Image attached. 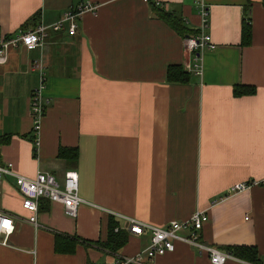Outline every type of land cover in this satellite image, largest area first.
Listing matches in <instances>:
<instances>
[{
  "label": "crops",
  "instance_id": "0c3cea01",
  "mask_svg": "<svg viewBox=\"0 0 264 264\" xmlns=\"http://www.w3.org/2000/svg\"><path fill=\"white\" fill-rule=\"evenodd\" d=\"M84 1L0 0V36L50 24ZM90 1L98 7L83 12L74 34L67 23L48 27L41 45L10 46L0 63V163L30 177L48 171L58 180L75 169L83 199L72 216L62 203L41 198L33 225L13 177L5 176L0 208L17 222L9 243L0 244V264H105L148 243L147 232L128 231L126 216L164 225L195 209L208 215L200 230L205 243L257 249L256 261L235 255L221 264L263 262L264 184L228 190L239 180L264 178L263 0H203L207 26L195 0ZM155 6L177 16L185 33L158 17ZM201 29L211 46L200 51L197 74L186 66L184 37ZM169 64H180L186 80L169 81ZM41 78L49 102L35 147L30 94ZM237 84L255 91L235 94ZM60 146H76V161L59 156ZM111 217L126 231L116 249L101 244ZM56 232L91 242L57 251ZM133 264L215 263L177 241L173 251Z\"/></svg>",
  "mask_w": 264,
  "mask_h": 264
},
{
  "label": "built area",
  "instance_id": "2783aa9c",
  "mask_svg": "<svg viewBox=\"0 0 264 264\" xmlns=\"http://www.w3.org/2000/svg\"><path fill=\"white\" fill-rule=\"evenodd\" d=\"M150 1V0H145ZM195 5L199 8L202 16V26L208 24V10L203 0H195ZM98 4L90 0L84 1L75 7L63 11L62 17L58 20L45 24L40 21L33 27L20 30L16 34L9 36H0V63L7 60V49L10 46L21 44L26 48H33L41 45L45 40L47 28H63L67 23V31L74 34L77 28V20L84 11L97 9ZM186 51L190 54V60L186 63L187 68L197 74L202 72L200 62V51L205 46H211L209 34L202 29L193 34L184 37ZM44 82L41 78L39 84L31 91L30 111L33 122L34 145L38 144V132L40 123L49 102V98L43 94ZM5 176H12L14 185L21 195V206L28 211L25 217L26 221L33 225H38V206L41 198L58 201L62 203L64 211L69 215H76L79 205L83 199L78 193V174L75 169H68L61 180L48 171L39 170L32 177L17 173L11 162L0 163V184ZM264 184V178L243 179L235 182L229 187V192L234 193L245 190L253 184ZM208 219L205 210L195 209L187 218L174 219L166 222L164 225H154L134 217L126 216L127 229L131 234L141 235L145 232L149 235L148 243L139 251L133 254H126L105 264H133L144 261L151 262L155 257L173 251L176 248V242L182 241L194 245L200 251L208 253L210 261L215 264H221L228 258L235 255L227 249L219 246L205 243L200 239V230ZM17 218L0 208V244H8L10 235L16 229ZM118 227H115L117 229ZM257 264H264L259 262Z\"/></svg>",
  "mask_w": 264,
  "mask_h": 264
},
{
  "label": "trees",
  "instance_id": "16d2710c",
  "mask_svg": "<svg viewBox=\"0 0 264 264\" xmlns=\"http://www.w3.org/2000/svg\"><path fill=\"white\" fill-rule=\"evenodd\" d=\"M264 3V0H263ZM155 14L166 20L171 26H173L180 33H185L184 28L179 23L178 17L174 16L171 12H167L162 7L155 6ZM246 17L242 23L241 35L244 42H249L251 34V24L249 13L246 12ZM183 33V34H184ZM167 79L169 81H184L186 80L187 71L183 69L180 64H169L167 66ZM233 91L235 94L242 93H253L255 91L254 85L249 84H237L234 86ZM57 154L61 157H65L68 161H76L78 151L76 146L65 147L60 146ZM117 222L111 217L108 222L107 238L101 243L103 246L109 249H116L126 241V231L121 228L115 230ZM82 241L84 244L88 245L91 240H87L77 235H69L61 232H56L54 237V247L57 251H72L75 243ZM230 252L239 257L245 258L250 261H256L257 259V249L253 245L245 246H231L228 248Z\"/></svg>",
  "mask_w": 264,
  "mask_h": 264
}]
</instances>
